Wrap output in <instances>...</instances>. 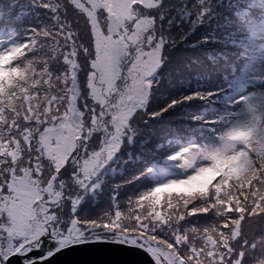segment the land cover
<instances>
[{
	"label": "rangeland",
	"instance_id": "obj_1",
	"mask_svg": "<svg viewBox=\"0 0 264 264\" xmlns=\"http://www.w3.org/2000/svg\"><path fill=\"white\" fill-rule=\"evenodd\" d=\"M74 1L87 16V19L84 16L75 18L73 25L82 30L79 35L76 34V38L83 47L87 41L94 42V49L88 47L85 54V51L79 54L78 50H74L80 61L72 52L74 60L70 61L69 66L61 65L60 73L48 76L52 56L59 58L67 48L62 47V42L56 43L51 32L46 34L43 31L42 28L46 29L49 22L40 23L39 26L29 18L28 24L33 27L27 29L28 36L24 40L32 42L25 45L28 47L22 52L24 60L8 79L12 87H6L2 92L6 98L10 97L9 100L20 101L16 111H30V117L38 115L35 119L26 117V122L31 123L29 126L33 128L38 160L23 165L24 172L9 184L10 193L2 195L0 206L3 213H0V218L3 215L5 221L0 225V253L4 257H0V264H7L13 256H18L21 261V256H29L42 249V253L32 257L33 262L65 246L82 242L125 240L123 242L134 244L130 239L135 240L134 233H140L143 228L141 215L136 212L137 201L147 205L151 203L149 213L156 215L159 230L166 234H170L169 230L176 231L173 233L179 245H168L164 242L167 239L161 237L157 239L159 242L148 241L140 245L148 247V253H154L157 264H264V235H258L254 242V239H248V231L245 230L246 224L252 225V221L264 214V178L258 181L253 156L250 164L243 163L241 157H235L240 155L243 146L235 147L233 143L237 145L238 140L233 133H229L236 121H255L249 114L250 109L243 110V103L239 101L241 94L231 99L234 107H227L234 113L231 123L224 129L230 136H227V140L215 138L217 131H214L199 146L196 141L191 143V148L185 145L183 149L187 150H173V138L167 131L163 132L166 128L163 123L179 119L167 114L170 108H175L174 105H170V108L167 104L155 105L157 99L163 101L165 82L155 81L153 77L167 59L170 50H166L165 45L175 38L172 33L180 23L175 10L177 0L167 1V6L162 7V17L151 16L142 6L159 7L162 0H123L122 3H129L123 16L117 15L114 0ZM52 7L59 14L58 0L54 1ZM182 12L187 17L186 11ZM175 31L179 33L180 30ZM116 34H119V39L115 38ZM9 38L0 35V63L4 62L13 47V41L7 42ZM45 45L51 50H44ZM261 64L260 75L264 80V62ZM32 71L39 76L44 94L27 95L23 103L21 97L29 92L27 88L30 86L24 84L32 79ZM135 74L141 78L139 87L135 85ZM263 88L264 82L254 88L250 86L248 91L259 92ZM258 97L263 105L253 116H258L264 109V93L259 92ZM31 99L34 100L32 105L29 102ZM94 102L100 103V107L93 106ZM245 103L247 108L251 106L248 101ZM204 104L203 99L196 102V105ZM146 107L148 114L145 120H136L131 125L136 112ZM83 108L95 113L93 125L89 127L84 121L86 113ZM189 112L192 115V111ZM37 119L39 121L32 123ZM183 125L186 129L197 128L193 124ZM156 132L163 134L160 143L170 147L171 152L157 146ZM91 133L94 136L89 138ZM30 134L27 131L26 135ZM141 138L145 142L138 147L139 154L146 164L152 165L149 172L152 176L160 177L158 170H161V188L138 198L134 195L129 208L122 207L121 202L112 205L103 200L105 194L100 192L97 195L98 188L106 175L115 176L116 170L111 162L121 147ZM31 140L29 137L28 142ZM98 141L99 146L91 148L90 144L95 145ZM20 145L14 140L6 142L0 151L9 157L16 154ZM85 146L93 151L89 154L80 151L83 158H79L81 154L72 157L73 181H66V176L60 174L62 165L72 159H68L70 151L75 148L81 150ZM109 149L112 153L107 154ZM41 156L54 159L55 169L38 162ZM16 157L13 159H19L21 154ZM154 157H158L157 160ZM224 158L228 161L236 158L234 160L239 165L236 168L241 170L240 176L233 175L234 180L229 182L222 178L227 173L219 175L214 170L216 168H212L216 160L222 161ZM228 169V173L235 170L233 165ZM211 171L213 174L205 179L204 173ZM217 176L221 177V181ZM71 186L79 188L72 191ZM68 192L72 195H67ZM63 201L69 202L61 207ZM178 204L180 211L184 210L175 221L179 222V231L176 226H171L174 222L171 208ZM70 206L73 212L69 216ZM143 211H148V208ZM243 212L246 215L241 217ZM255 214L257 216H253ZM101 216L110 220L116 216L113 222L127 220L125 226L117 224L118 232L112 227L107 229L116 232L120 238L102 237L104 229L100 227L107 228L108 224H103ZM165 236L170 238L172 235ZM243 250L246 252L242 253Z\"/></svg>",
	"mask_w": 264,
	"mask_h": 264
},
{
	"label": "trees",
	"instance_id": "obj_2",
	"mask_svg": "<svg viewBox=\"0 0 264 264\" xmlns=\"http://www.w3.org/2000/svg\"><path fill=\"white\" fill-rule=\"evenodd\" d=\"M54 1L55 0H0V35H4V37L8 35L11 36V39L15 41L17 45L19 42L20 47L9 54V56H6L4 62L0 63V99H2L0 101V147L4 148L6 142L11 143L13 140L21 144L19 147L16 146L18 148L16 149L15 155L6 157L2 155L0 151V204L2 195L8 194L11 191V186H9L10 182L14 180V178H19L24 172V170H22L23 165H28L33 160H38L36 157V153H38L36 150L37 143L33 140L32 134L33 128L29 126L31 123L26 122L27 116L28 118L35 119L38 115L30 117V111H16L20 101L16 100L14 102L13 100H9L10 97L6 98L2 95L6 87H12L9 77L13 74L15 68L19 67L24 60L22 52L28 47L25 45L31 44L32 42V40H24L28 36L26 34L27 29L33 27L28 24V19L30 18L33 23H39V26L40 23L49 22L46 29L41 27L43 31L46 32V34L51 32L54 41L56 43L62 42V47L67 48V50L61 52L59 58L52 56V68L49 70L48 76L51 73H60L61 65L63 67L69 66L70 61L74 60V55H72V52H75L74 50H78L79 54L85 51V54L88 47L94 49V42L92 44L87 43V41L84 44L85 47H83L76 38V34L79 35L82 30L73 25L75 18L84 16L87 19L83 9L77 6L74 0H58L60 11L59 14H57L52 7ZM167 1L168 0H162L159 7L154 5L149 10L145 9V11L151 16L162 17L164 14L162 13V7L167 6ZM244 1L245 0H181V3L180 0L176 1L175 10L178 15L177 21L180 23L178 27H174L172 36H175V38L166 44H169V48H166L165 45V49L170 50L171 53L169 52L167 59L163 61L153 77L155 81L162 80L165 82V94L162 96L163 101L157 99L155 105L167 104L168 108L172 107L170 105H174L175 108H170L167 114L179 119L178 121H174L176 123L166 122L162 124L166 127L163 132L167 131V134L173 138V150H180V148L183 150L185 145H190L192 142L196 141L202 143L206 136H210L214 131L220 134L226 133L224 132L225 127L229 125L234 118V113L228 110L225 104H228V101H230L228 97L238 90L237 88L232 91L235 86L233 81H236V77L241 75V67L237 66V68L235 66L239 63V60H241L240 53L248 47L251 41L246 40L245 44L242 45L244 40L238 38L234 30L228 27L232 24L236 17L235 14L240 9L241 5H243ZM171 6L173 7V4ZM100 10H102V8ZM183 10L186 11L187 17L183 16ZM175 30L180 31L176 33ZM115 38L119 39V34H116ZM86 40H88V38H86ZM44 50L51 49H48L45 45ZM75 56L78 58L76 52ZM78 60L80 61L79 58ZM234 67L237 69L234 70ZM32 72V79L27 80L24 84V86H30L28 88L26 87L29 92L24 93L21 97V102L23 101V103H25L24 98L27 95L30 96L37 93L44 94L43 88L38 80L39 76L37 77L34 71ZM32 90L34 92H32ZM38 90L40 91L38 92ZM226 98L228 99L226 100ZM199 99L205 101L204 106L196 105ZM225 100L227 102H225ZM29 102H31V105L34 104L33 99L29 100ZM80 103L83 104V102ZM21 105L22 104H20V106ZM93 106L100 107V103L94 102ZM224 106L225 109L223 108ZM83 109L86 113L84 114V121L88 124L87 127H89L93 125L92 118L95 116L93 115L95 113L88 110V108ZM189 110L192 111V115ZM147 114L148 107L138 110L131 119V125L135 124L136 120L144 121ZM180 115L182 118H180ZM39 119L32 121V123H36ZM248 123H251V125H246ZM183 124H193L197 128L186 129V126ZM130 128L131 127H129V129ZM259 129L260 124L250 120L244 122L236 121L234 128L230 131V133H233V137L238 140L237 143L245 147L244 154H240L237 157H241L242 162H246L247 164H250L252 161L251 157H254L253 162L256 164L255 169H257L256 171H258L259 174L258 181L259 178L260 180L264 178V128ZM27 131H30L31 134L26 135ZM93 136L94 134L92 135L91 133L89 138ZM29 137L32 139L30 142H28ZM162 137L163 134L159 135L156 132L155 139L157 146L160 149H164L165 152H171L172 149L170 147L166 146L164 143H160ZM228 137H230L229 133ZM100 139L101 135L98 140L100 141ZM99 141L95 145L90 144L91 148L98 147ZM39 142H41L40 136ZM144 142L145 141L141 138L140 140L134 141V143L130 142V144L127 143L123 145L118 151L117 157L111 162L113 163L112 167L116 170L115 176L106 175L103 178L104 181L102 180V186L100 185L101 187H99L97 191V195H99L100 192L105 194L103 200H107L108 203H113L114 205L121 202L120 205L123 204L122 207L125 206L126 208L128 206L129 208L131 199L134 195H137L138 198L141 195L143 196L146 193L161 188L159 178L149 173L152 169L150 166L152 165L146 164L147 162L139 154L138 147L143 145ZM80 151L89 154V152L93 150L87 148V146L83 147L81 150L75 148L70 151L68 159L72 158L74 155L78 156L80 154L79 158H81L82 153ZM108 153H112L110 149L107 151V154ZM260 153L261 155L259 156ZM18 154L19 156L21 154V157L19 159H13L18 158L16 157ZM41 157L42 159L38 162H41L49 169H55L54 159L47 156ZM107 157H110V155ZM220 157L223 156L220 155ZM73 158L67 160L60 170L61 176H66V181L68 182L73 181ZM157 158L154 157L155 160H157ZM234 159L236 160V158ZM234 159L228 161L227 158H224L222 161L216 160V164L215 162L213 163L212 168H216L214 170H217L219 175L227 173L222 177L227 180L226 182L232 179L234 180L233 175L237 177L240 176L241 170H237L236 167L239 165H237ZM230 165H233V169L235 168L233 173H228V167L230 168ZM253 171L254 169L252 172ZM212 172L213 171L206 174L204 173L205 179L213 174ZM218 177L219 176L216 178ZM219 178V181H221V177ZM113 180L114 183L112 182ZM73 188L78 189L79 187L71 186L70 190L73 191ZM70 194V192L67 193V195ZM92 196H94V194ZM66 203L63 201L61 207H64ZM150 204V202L149 205H147L137 201L136 212L141 215L139 216L141 217L140 224L143 225V228H140V233H134L133 237H136V239H130V241L134 244L143 245L144 243H148V241L159 242L157 239L161 237L167 239L164 242L168 245L173 246V243L179 245L174 235L176 232L175 230H169L170 234H166L164 231L158 229L159 221L156 220V215L152 212L149 213ZM146 207L148 211H143ZM1 210L2 205L0 206V213H3ZM182 210L180 211V204L177 206L173 205L171 208L174 214H171L174 220L171 226H176L178 231L181 230L178 225L179 222L175 221H177L176 218L180 216V213H183L184 210ZM72 212V206H70V208H68L69 216ZM244 215H246L245 212H243L241 217ZM1 216L0 225L5 221V217L3 218V215ZM253 216L257 215L255 214ZM115 217L116 216H113V219ZM100 219L103 224H108V227L106 226L107 228L103 226L100 227V229H104L102 233L103 238H120L116 236V232L119 230L117 224L125 226L127 220L113 222V219H103L102 216ZM246 223H248V221ZM251 223L253 226L246 224L245 230L248 231V239H254V242H256L258 235L261 233L264 235V214ZM111 227L116 232L107 230L109 228L111 229ZM152 228L154 229L152 230ZM166 229L169 228L167 227ZM165 235L172 236L168 238ZM241 252H246V250ZM0 257H4L2 252L0 253ZM0 262H2L1 259Z\"/></svg>",
	"mask_w": 264,
	"mask_h": 264
},
{
	"label": "water",
	"instance_id": "obj_3",
	"mask_svg": "<svg viewBox=\"0 0 264 264\" xmlns=\"http://www.w3.org/2000/svg\"><path fill=\"white\" fill-rule=\"evenodd\" d=\"M29 255L13 256L7 264H157L154 253L148 247L123 241H90L65 246L32 262Z\"/></svg>",
	"mask_w": 264,
	"mask_h": 264
},
{
	"label": "bare ground",
	"instance_id": "obj_4",
	"mask_svg": "<svg viewBox=\"0 0 264 264\" xmlns=\"http://www.w3.org/2000/svg\"><path fill=\"white\" fill-rule=\"evenodd\" d=\"M123 0H114V4H115V7H116V12H117V15L118 14H121L122 16L125 15V11H126V8L128 7V2H124L122 3ZM129 9H130V6H129ZM131 11V9H130ZM134 81H135V85L137 87L140 86V82H141V78L135 74L134 75Z\"/></svg>",
	"mask_w": 264,
	"mask_h": 264
}]
</instances>
